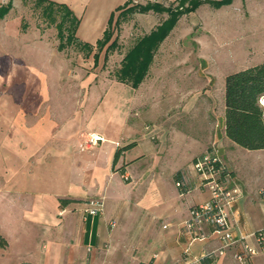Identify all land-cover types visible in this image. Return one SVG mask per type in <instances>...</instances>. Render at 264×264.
I'll return each instance as SVG.
<instances>
[{"label": "crops", "instance_id": "0c3cea01", "mask_svg": "<svg viewBox=\"0 0 264 264\" xmlns=\"http://www.w3.org/2000/svg\"><path fill=\"white\" fill-rule=\"evenodd\" d=\"M56 1L67 3L80 18L78 36L95 43L114 9L126 0L118 4L115 0ZM248 6V1L242 5L250 16ZM263 12L258 8L253 13L261 18ZM258 18H250L253 33L264 29L256 23ZM247 24L241 13L236 29L242 31ZM253 43L241 49L246 62L238 69L264 61L261 57L246 65L248 57L264 51V44L258 47ZM157 52L145 80L152 73ZM165 75L156 68L157 78ZM118 82L123 86L112 87L103 99L96 86L88 87L90 95L84 102L79 96H70L75 105L66 115L54 109L53 98L58 93L81 92L79 88L42 86L38 91L41 99L28 102L25 115L18 102H0V232L9 240L8 247L0 248V264L199 263L206 253L223 244L211 234V227L204 229L205 238L197 239L185 228L191 208L211 195L194 165L195 158L210 149L233 172L226 185L241 190L231 211L238 241L213 264H264L257 240L258 230L264 227V182L255 187L247 184L232 161L234 153L245 158L258 156L264 148L242 150L227 136L225 78L217 109L213 85L203 87L208 101L196 108L194 101H179L193 98L188 95L192 87L155 84L136 100L128 95L127 83ZM143 82L138 87L127 85L139 90ZM116 89L123 90L121 96L116 95ZM146 93L154 95V102L149 100L151 96L146 100ZM135 107L138 114L130 115L129 110ZM92 133L102 139L82 149L81 144ZM132 142L114 164L117 147ZM177 173L187 184L185 192L176 183ZM61 198L73 201L63 204ZM92 198H103L102 212H86ZM188 245L191 252L186 255ZM248 248L256 252L238 259L237 254Z\"/></svg>", "mask_w": 264, "mask_h": 264}, {"label": "rangeland", "instance_id": "374dc122", "mask_svg": "<svg viewBox=\"0 0 264 264\" xmlns=\"http://www.w3.org/2000/svg\"><path fill=\"white\" fill-rule=\"evenodd\" d=\"M7 1L0 0V5ZM123 1L114 2L118 4ZM159 1L170 4L174 0ZM246 1L249 3L247 8L251 12L250 16L242 7ZM106 4L108 2L104 3ZM259 6H262V9ZM263 6L264 0L261 3H257L256 0H231L221 5L203 0L194 11L184 14L179 19L178 24L157 52L152 73L143 82L141 89L134 90L126 84L128 95H133L139 100L142 91L151 89L155 84L180 88L188 86L193 88V92L188 93L189 97L193 98H185L187 94H180L184 99L180 98L179 101L183 103L187 100L194 101L195 107L198 108L201 107L200 104L208 101L203 87L213 85L217 109L221 81L223 83L225 78L223 75L238 69L246 62V53L241 49L247 48L253 42L258 47L264 44V29L258 32L255 30L254 33L251 30L253 25L251 19L258 18L253 12L258 8L259 11H263ZM241 13L248 23L246 26L243 25L242 31L236 29ZM166 16V13H136L130 21L123 23L120 32L122 49L112 54L107 66L103 68L104 53L101 55L99 65L94 66L93 56L85 55L74 46L59 50L57 29L42 22L34 0H13L12 9L0 19V102H18L20 113L25 115L28 102H38L41 99L42 94L39 92L42 86L61 89L67 87L72 91L79 88L81 92L51 94L55 95L54 109H57L60 115H66L73 111L75 105V100L70 101V96H79L82 99L80 101L84 102L90 95L87 91L90 90L88 89L90 86L98 87L100 99L105 98L112 87L123 86L113 74L120 66L124 52L139 36ZM22 19L28 23L26 31L21 29ZM258 19L256 23L264 25V12ZM244 23L246 24V21ZM261 57H264V51L256 52L254 56L248 57L249 62L246 65ZM156 68L163 70L166 75L157 78ZM117 91L116 89V95L121 96L123 90ZM146 94V100H148L147 96H151L149 100L154 102V95ZM138 111V107L131 108L129 114L137 115ZM238 148L250 150L241 146ZM232 161L239 176L247 184L255 187L264 182V153L246 158L234 153Z\"/></svg>", "mask_w": 264, "mask_h": 264}, {"label": "trees", "instance_id": "16d2710c", "mask_svg": "<svg viewBox=\"0 0 264 264\" xmlns=\"http://www.w3.org/2000/svg\"><path fill=\"white\" fill-rule=\"evenodd\" d=\"M210 1L215 5H221L231 0ZM202 2L203 0H174L170 4H165L159 0H148L146 2L126 0L114 9L103 35L95 43L82 40L78 36L80 18L67 3L56 0H34V5L39 10L42 22L46 26L56 27L59 50L74 46L85 55H92L94 66L99 65L101 55L104 53L103 68L107 66L111 55L115 52H120L122 49L120 32L123 23L130 21L136 13H148L151 11L166 13L167 16L155 28L139 36L127 48L120 61V66L114 71L113 75L117 81L138 87L145 80L161 43L177 25L179 19L184 14L194 11ZM12 7L13 0H8L6 3L1 4L0 19H3ZM27 27V21L22 19L21 29L26 31ZM263 98L264 61L227 73L225 77L226 134L233 141L248 149L264 148ZM133 144L134 142L117 147L114 164L117 163L120 153ZM203 154L196 157L195 161ZM223 166V179L226 180L233 172L226 165ZM119 169L124 170V166L119 167ZM179 175L180 173H177V179L182 180ZM180 188L183 192L187 191V184L180 186ZM61 201L66 204L73 201V199L61 198ZM262 231H264V227L258 230L257 233L260 234ZM8 245V238L0 232V248H6ZM214 260L215 255L209 252L200 259L199 263L192 264H212ZM20 264L33 263L21 262Z\"/></svg>", "mask_w": 264, "mask_h": 264}, {"label": "built area", "instance_id": "2783aa9c", "mask_svg": "<svg viewBox=\"0 0 264 264\" xmlns=\"http://www.w3.org/2000/svg\"><path fill=\"white\" fill-rule=\"evenodd\" d=\"M262 102L264 104V98ZM101 139L102 136L98 133H92L81 144V147L84 149L87 145L96 144ZM194 165L200 176L202 185L210 190L211 195L206 202L191 208L190 217L185 221V228L192 234L193 239H197L205 238L207 234H205L204 229L211 227V234L217 235L223 241L220 248L211 251L216 259L218 255L225 252L226 248L238 241V238L234 236L232 230L231 211L241 190L239 187H229L226 185L227 179H223V165L225 164L220 155L214 150L206 151L203 156L195 161ZM176 183L178 186L186 184L184 180H178ZM261 199L264 205V186L261 189ZM103 210V198H92L89 200L86 208L87 213L98 214ZM257 240L260 249L264 252V231L260 234L257 233ZM190 252V245H188L185 247L184 253L189 255ZM255 252V249L248 248L243 253L237 254V257L240 260H244L247 254H253Z\"/></svg>", "mask_w": 264, "mask_h": 264}]
</instances>
